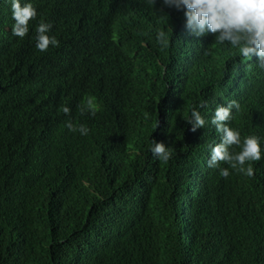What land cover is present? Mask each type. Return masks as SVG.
Segmentation results:
<instances>
[{
  "label": "trees",
  "instance_id": "16d2710c",
  "mask_svg": "<svg viewBox=\"0 0 264 264\" xmlns=\"http://www.w3.org/2000/svg\"><path fill=\"white\" fill-rule=\"evenodd\" d=\"M25 2L37 17L20 38L0 0V264H264V158L253 177L203 167L210 116L233 99L241 140L264 148L257 57L191 34L163 0ZM41 21L59 47L36 48ZM193 107L207 122L195 132Z\"/></svg>",
  "mask_w": 264,
  "mask_h": 264
},
{
  "label": "clouds",
  "instance_id": "9594fccd",
  "mask_svg": "<svg viewBox=\"0 0 264 264\" xmlns=\"http://www.w3.org/2000/svg\"><path fill=\"white\" fill-rule=\"evenodd\" d=\"M155 0H152L154 4ZM167 7L177 10L186 9V28L191 34L200 37L211 33L219 44L228 43L238 49L240 56L251 60L257 57V67L264 70V0H163ZM11 12L14 20L12 34L24 38L29 32V22L36 19L37 9L31 2L21 3V0H11ZM52 24L41 21L36 28V48L46 52L50 46L59 47L55 36L48 35ZM157 41L163 47H168L169 39L165 31H158ZM202 102L200 107H205ZM233 109L240 110L237 100H231L226 105H217L215 113L210 116L207 126L206 147L204 149L203 167L215 171L221 163L228 164L231 169L244 176L253 177L254 167L249 162H259L264 158V148L261 147L260 137L246 136L241 140V133L233 124ZM63 113L71 114V109L62 106ZM99 105L94 97H87L80 105L81 114L86 112L95 116ZM195 132L204 128L206 120L201 113L193 107L190 118L187 120ZM65 126L81 135H87L89 128L83 124L76 126L71 120ZM151 153L161 162L167 163L173 150L163 142L152 140ZM234 146L240 151L235 152ZM248 167L245 168V164ZM220 175L227 179L230 175L228 168H221Z\"/></svg>",
  "mask_w": 264,
  "mask_h": 264
}]
</instances>
